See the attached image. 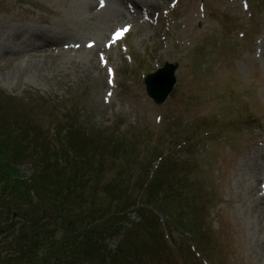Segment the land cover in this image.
<instances>
[{"label":"rangeland","instance_id":"374dc122","mask_svg":"<svg viewBox=\"0 0 264 264\" xmlns=\"http://www.w3.org/2000/svg\"><path fill=\"white\" fill-rule=\"evenodd\" d=\"M117 1L103 0L90 10L88 0H0V56L12 34L29 42L34 34L46 40L56 35L67 51L63 45L72 36L81 38L67 56L36 55L42 77L28 72L9 78L22 61L0 58V124L41 126L56 143L53 125L70 113V121L102 145L122 133L161 156L171 155L175 166L162 188L172 197V213L182 209L200 231L192 241L158 212L159 222L151 220L157 228L148 229L153 245L132 264H264L263 213L251 193L255 188L264 201V0H123L129 10H138L142 23H130L123 39H115L112 30L129 24L115 20L97 36L110 24L104 15ZM87 40L91 47L96 41L95 50L85 48ZM81 47L93 50L92 66ZM166 60L178 64L176 82L156 104L143 77ZM19 167L30 175L28 162ZM174 182L179 190L172 189ZM9 201L0 199V264H16V258L17 264H30L27 258L44 252V243L32 245L29 253L25 244L50 231L33 228L11 204L5 212ZM129 217L140 219L134 212ZM43 220L51 224L55 216ZM121 237L105 236L100 249H116ZM196 238L204 250L194 245ZM94 255H81L78 263L91 264Z\"/></svg>","mask_w":264,"mask_h":264},{"label":"trees","instance_id":"16d2710c","mask_svg":"<svg viewBox=\"0 0 264 264\" xmlns=\"http://www.w3.org/2000/svg\"><path fill=\"white\" fill-rule=\"evenodd\" d=\"M69 114L53 125L56 143L46 138L41 126L0 124V199L10 198L3 204L5 212L11 204L33 228L50 231L39 240H28L26 253L41 242L44 252L36 250L26 263L50 257L56 259L55 264H79L81 255L94 252L91 264L95 259L102 264H132L130 260H141L147 246L153 245L148 229L157 228L151 220L159 222L158 212L193 241L200 225L192 223L182 209H174L173 214L172 197L162 188L167 172L175 166L171 155L161 156L138 141L130 142L122 133L102 145L82 124L70 121ZM39 140L42 143H36ZM22 162L31 165L30 175L21 172ZM172 189L179 190L177 186ZM133 212L139 221L130 220ZM50 214L55 216L51 224L43 220ZM120 233L116 249H100L105 236ZM195 240L194 245L204 250L201 241Z\"/></svg>","mask_w":264,"mask_h":264},{"label":"bare ground","instance_id":"6f19581e","mask_svg":"<svg viewBox=\"0 0 264 264\" xmlns=\"http://www.w3.org/2000/svg\"><path fill=\"white\" fill-rule=\"evenodd\" d=\"M86 7L92 10V8L95 9L97 7H100V3L99 1H97V3L91 4V2L88 0V4H86ZM104 18L107 21H110V24L103 30L99 31L97 35L99 37H101L104 34L105 30L109 28L111 24L113 25L115 23L114 22L115 20L116 21L128 20L129 23H132L134 21H136L137 23H142V17L139 14L138 10L137 9H135L134 11L129 10L128 6H125L123 0H119L115 2V5L113 6L112 11L109 14H105ZM117 23L119 25V22ZM17 35L18 36L15 37V35L12 34V36H9L6 39V41L3 42V45L6 50L2 53V56H0V58H9V59L13 58V59H19L22 61V63H20L21 66L16 65L15 67H13L12 72L7 74L9 78L11 77L23 78L24 73H28V72H29L28 73L29 76H32L33 78H35L36 76L42 77L44 74V71L40 68V66H43V65L42 64L40 65L38 62L39 60L35 59L36 55L38 56L41 52H49L48 54L55 56V53L63 54L64 52L65 55L67 56L72 50L73 51L76 50L72 48L78 45L77 43L81 39L79 37H76L77 39H75V36H72V39L68 40L69 45H66V44L63 45L69 48L67 51V49L65 50L63 49V47H61L60 39L56 37V35L51 36V37L50 35H48L49 37L46 40V39H43L44 38L43 35L34 34V37L36 39H34L31 42H29V40L24 39L21 34H17ZM39 40H43V42L38 43L37 41ZM88 41L89 40H87L86 42ZM95 44H96V41H95ZM95 44L92 47H88L85 44V48L91 49L95 46V48L93 49L95 50L96 49ZM85 48L81 47V50L83 53H87L91 56L88 60L90 61L89 66H92L93 59L91 58L93 57V53H92L93 50L89 51ZM257 169H259L258 166H257ZM251 193H252V196L254 197V202L256 204L255 207L256 208L259 207L262 210L263 220H264V201L258 200L261 195H258L257 192H255V188L252 189Z\"/></svg>","mask_w":264,"mask_h":264},{"label":"water","instance_id":"95a60500","mask_svg":"<svg viewBox=\"0 0 264 264\" xmlns=\"http://www.w3.org/2000/svg\"><path fill=\"white\" fill-rule=\"evenodd\" d=\"M177 67L176 62L165 61L162 67H158L144 76L146 93L156 104L163 103L172 91L176 82Z\"/></svg>","mask_w":264,"mask_h":264},{"label":"snow or ice","instance_id":"6c2138e0","mask_svg":"<svg viewBox=\"0 0 264 264\" xmlns=\"http://www.w3.org/2000/svg\"><path fill=\"white\" fill-rule=\"evenodd\" d=\"M101 6H103V0H101ZM117 35H120V33H117ZM103 59V58H102Z\"/></svg>","mask_w":264,"mask_h":264}]
</instances>
